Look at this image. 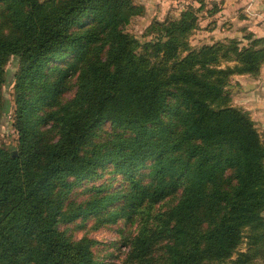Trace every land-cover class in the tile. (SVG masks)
Here are the masks:
<instances>
[{
  "label": "trees",
  "instance_id": "16d2710c",
  "mask_svg": "<svg viewBox=\"0 0 264 264\" xmlns=\"http://www.w3.org/2000/svg\"><path fill=\"white\" fill-rule=\"evenodd\" d=\"M197 12L139 41L133 0H0V120L12 85L17 136L0 145V264H107L59 228L89 214L140 215L120 264H264V138L228 90L259 74L264 37L192 48ZM106 166L123 185L68 202Z\"/></svg>",
  "mask_w": 264,
  "mask_h": 264
},
{
  "label": "rangeland",
  "instance_id": "374dc122",
  "mask_svg": "<svg viewBox=\"0 0 264 264\" xmlns=\"http://www.w3.org/2000/svg\"><path fill=\"white\" fill-rule=\"evenodd\" d=\"M133 2L137 5H140V0H133ZM203 6L204 10V2ZM214 14L215 13H212L208 19H202L201 16H203L204 14H202L201 11H198V26L187 36V39L192 48L197 49L205 44H211L216 41L227 42L229 39H231L229 37H214L217 33V30L215 28H217L218 25L216 21H214V18H212V15ZM210 20L213 21L211 22ZM212 23L214 24L212 25ZM148 25L149 23L140 19L139 14L131 18L129 24L126 26V29L137 39H139V41H144L146 39H149L150 36L154 34L152 33L153 31L151 32L152 34L149 33V36L148 34H145ZM202 26L204 27L203 30L205 33L201 31L203 28ZM212 31L214 32L212 33ZM206 33H212V35L214 36L209 38L204 37L203 35H205ZM245 36L246 34L244 35V37ZM244 37L235 38L236 40H238L239 45H244L247 43V38L244 39ZM225 65L232 66L234 65V62H224L221 64V66ZM6 67L13 71L16 65L12 62H9ZM237 79L241 80L242 78L234 74L230 76L229 79L228 90L230 92L231 104L235 107L248 111V113L251 114L250 111L246 109V106L249 103L247 96L250 90H253V87L250 85H245L246 87L243 88L238 84ZM71 93H73V91ZM71 93L67 92L64 96L69 97L71 96ZM4 94L9 99L11 107L10 110L5 113L0 120V145L12 148L16 145L17 139L16 133L12 126L14 108L12 85L4 88ZM255 126L261 133L262 138H264V131L260 129L261 127L257 124V122ZM107 127L108 125H106V128ZM146 172L147 168H143L137 172V176L142 177ZM71 181L74 182V186L71 193L69 194L68 202H71L72 205H83L88 200L94 198L95 193L98 191V189L107 188L109 190H112L113 188L119 187V185L124 184L122 176H114L113 173L110 172V167L107 166L104 169H99L98 172L93 174L90 178L86 177L84 179L77 180L71 179ZM172 200L173 199L167 200L161 205L157 204L155 206V209H165V205L169 204ZM139 217L140 215L134 216L132 221L120 219L112 224L99 225L97 217L95 215H81L75 218L73 221L59 224V228L66 230L67 234L71 235L73 239H79L82 236H87L89 239H92L94 241V243H92V250L94 256L99 261L107 264H120L128 247L127 245H125L124 239L128 236H132L135 233L137 220L139 219ZM245 242L246 240L243 239L242 243L239 246V249L241 251L245 250ZM234 258L235 255L231 257V259ZM230 261L231 260H228L223 264H232Z\"/></svg>",
  "mask_w": 264,
  "mask_h": 264
},
{
  "label": "crops",
  "instance_id": "0c3cea01",
  "mask_svg": "<svg viewBox=\"0 0 264 264\" xmlns=\"http://www.w3.org/2000/svg\"><path fill=\"white\" fill-rule=\"evenodd\" d=\"M140 4L144 8V14L140 16V19L147 23L153 19L178 18L180 13L191 5L204 14L201 16L202 19H208L212 13H215L212 18L218 24L215 28L216 36L212 35L214 30L212 33L203 35L204 37L240 38L245 34L264 37V0H140ZM203 29L204 27L202 32H204ZM236 76L242 78L237 80L243 88L246 87L245 85L253 87L247 96L249 103L246 109L250 111L255 124L257 122L260 129L264 131V64L260 67L257 76L249 74H237Z\"/></svg>",
  "mask_w": 264,
  "mask_h": 264
}]
</instances>
